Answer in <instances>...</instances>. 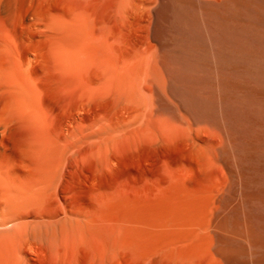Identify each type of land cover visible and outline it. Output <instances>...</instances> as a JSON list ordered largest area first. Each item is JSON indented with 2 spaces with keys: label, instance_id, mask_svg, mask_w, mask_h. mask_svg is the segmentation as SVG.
Segmentation results:
<instances>
[{
  "label": "bare ground",
  "instance_id": "bare-ground-1",
  "mask_svg": "<svg viewBox=\"0 0 264 264\" xmlns=\"http://www.w3.org/2000/svg\"><path fill=\"white\" fill-rule=\"evenodd\" d=\"M0 264H264V0H0Z\"/></svg>",
  "mask_w": 264,
  "mask_h": 264
}]
</instances>
